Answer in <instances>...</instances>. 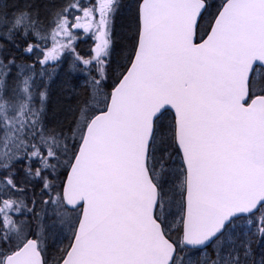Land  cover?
<instances>
[{
  "label": "snow or ice",
  "instance_id": "obj_1",
  "mask_svg": "<svg viewBox=\"0 0 264 264\" xmlns=\"http://www.w3.org/2000/svg\"><path fill=\"white\" fill-rule=\"evenodd\" d=\"M123 7L0 0V264H264V0H135L117 70Z\"/></svg>",
  "mask_w": 264,
  "mask_h": 264
},
{
  "label": "trees",
  "instance_id": "obj_2",
  "mask_svg": "<svg viewBox=\"0 0 264 264\" xmlns=\"http://www.w3.org/2000/svg\"><path fill=\"white\" fill-rule=\"evenodd\" d=\"M132 0H121V3L124 7L120 10L124 12L125 7L128 6L129 2ZM3 2L9 5V10H13V6L23 7L26 0H3ZM35 4V6L40 7L43 10L44 4L47 3V0H31ZM56 2H61V0H56ZM133 0L132 3H134ZM212 4L211 11H215V6L220 3V0H210ZM132 5V4H131ZM122 12V13H123ZM128 12V13H127ZM126 14H119L116 17L115 25H114V38H115V52L113 54V69H119V65L121 63V52L124 46L128 43V25H129V18L131 16V9L127 10ZM122 19V24L119 27V19ZM127 23V25H125ZM202 23H206L202 21ZM124 30V33H119V30ZM82 32V30H81ZM118 33V34H117ZM75 46L77 52L84 57H88L90 54V50L95 47L94 42L90 35L82 34L80 37L75 41ZM118 74V71H117ZM111 83V81H109ZM85 93L84 89V77L82 74L77 72L70 73L68 71V60L65 59L64 68H62L58 75L51 83L50 88V98L48 100V115L50 118V122L55 123L59 120H65L70 118V113L68 112V108L76 104L77 100L82 98ZM70 97V98H69ZM35 228L36 225L33 224ZM58 229L50 230L47 232L49 237L50 244H60L63 240V236H59L58 231H54ZM51 234V235H50ZM58 234V235H56ZM66 242V241H65ZM254 254L257 259L264 255V241H261L259 244H254Z\"/></svg>",
  "mask_w": 264,
  "mask_h": 264
},
{
  "label": "rangeland",
  "instance_id": "obj_3",
  "mask_svg": "<svg viewBox=\"0 0 264 264\" xmlns=\"http://www.w3.org/2000/svg\"><path fill=\"white\" fill-rule=\"evenodd\" d=\"M133 2V0L132 1H130L129 2V4H128V6L129 5H131V4H133L132 3ZM131 8L130 7H125V9H124V12L123 11H120L121 13L123 12L124 14H126V12H127V10L129 11ZM122 13V14H123ZM128 13V12H127ZM120 21V23H119V27L121 26V24H122V19L120 18L119 19ZM123 25V24H122ZM125 25H127V23L125 24ZM119 33H121V32H123L124 33V30H119L118 31ZM118 34V33H117ZM115 35V34H114ZM43 224H44V227H45V229L47 230V232H50L51 233V231L50 230H53V229H58V230H54V231H58V234H59V236H63V232H62V229L58 226V224L55 222V217L54 216H52L51 215V211L49 210L48 211V213L47 214H45V216H44V221H43ZM58 234H56V235H58ZM51 235V234H50Z\"/></svg>",
  "mask_w": 264,
  "mask_h": 264
}]
</instances>
